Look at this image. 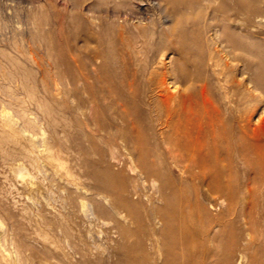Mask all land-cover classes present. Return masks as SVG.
<instances>
[{
	"label": "bare ground",
	"instance_id": "1",
	"mask_svg": "<svg viewBox=\"0 0 264 264\" xmlns=\"http://www.w3.org/2000/svg\"><path fill=\"white\" fill-rule=\"evenodd\" d=\"M54 6L53 32L68 40L55 55L62 70L56 76L70 86L75 128L90 133L102 166L90 174L96 195L120 200L106 206L111 197H98L86 215L110 218L121 234L124 211L176 232L179 242H155L152 231L150 242L140 238L136 264H264V136L253 123L256 109L245 96L234 97L238 80L223 64L238 58L235 51L252 55L249 82L264 94V0H54ZM29 13L30 20H49L43 10ZM7 59L16 76H1L0 84L18 81L28 93L34 69ZM2 95L0 106L11 108ZM258 120L264 123V111ZM133 163L143 185L159 181L154 193L142 184L114 188L122 174L112 167L134 172ZM237 223L241 232L232 230Z\"/></svg>",
	"mask_w": 264,
	"mask_h": 264
},
{
	"label": "rangeland",
	"instance_id": "2",
	"mask_svg": "<svg viewBox=\"0 0 264 264\" xmlns=\"http://www.w3.org/2000/svg\"><path fill=\"white\" fill-rule=\"evenodd\" d=\"M30 1H34L33 8H29ZM54 9V0H0V77L16 76V66L7 58H21L35 71V79L28 82V93L21 92L18 81L4 80L0 84V96L4 87L14 97L2 95L12 100L13 105L0 106V264H136L133 261L136 242L140 238L150 242L147 239L150 231L155 242L180 240L172 239L175 231L159 223L149 227L126 211L123 212L127 219L125 234L113 228L110 218L103 222L86 215L88 203L98 197L99 200L102 196L111 197L104 201L106 206L120 200L117 194L108 192L96 195L97 180L90 174L102 166L90 148V133L83 127L75 128L72 109L76 101L70 95V86L56 76L58 69L62 70L55 64V55L60 43L65 46L68 40L53 32ZM41 10L48 16L47 22L40 17L30 20L27 16L30 11ZM236 26H241L239 18ZM41 30L45 35H40ZM260 38L264 43V34ZM235 53L238 58L223 61L224 66L226 62L230 66L228 74L238 80L234 97L245 96L250 109H256L253 123L264 136V123L257 121L264 111V94L249 82L256 71L255 58L239 51ZM241 55L249 60L248 67L240 60ZM211 95L215 98L214 91ZM79 118L83 120L82 115ZM118 148L128 152L121 141ZM132 166L134 172L124 166L112 167L122 174L114 183L117 192L125 186L143 183L137 176L138 167L135 163ZM178 175L177 168L173 178ZM158 184L159 181L149 179L142 185L154 193ZM178 192L171 193V200L179 196ZM237 224L232 230L241 232V224Z\"/></svg>",
	"mask_w": 264,
	"mask_h": 264
}]
</instances>
